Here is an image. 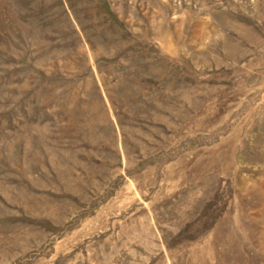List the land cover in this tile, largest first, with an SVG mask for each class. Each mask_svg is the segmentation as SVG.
Here are the masks:
<instances>
[{"label": "rangeland", "instance_id": "obj_1", "mask_svg": "<svg viewBox=\"0 0 264 264\" xmlns=\"http://www.w3.org/2000/svg\"><path fill=\"white\" fill-rule=\"evenodd\" d=\"M0 264H264V0H0Z\"/></svg>", "mask_w": 264, "mask_h": 264}]
</instances>
